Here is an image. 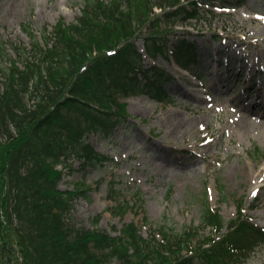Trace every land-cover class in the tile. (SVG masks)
Listing matches in <instances>:
<instances>
[{
  "label": "trees",
  "instance_id": "1",
  "mask_svg": "<svg viewBox=\"0 0 264 264\" xmlns=\"http://www.w3.org/2000/svg\"><path fill=\"white\" fill-rule=\"evenodd\" d=\"M214 1L221 8L244 3L85 0L73 23L60 21L39 34L24 25L28 43L0 36V264H244L264 244V228L249 222L241 204L229 222L206 206L201 226L183 230L163 225L144 235L145 216L142 225L112 231L81 227L74 200L86 191L59 187L65 167L74 170L71 159L85 170L113 162L89 138L111 135L126 122L124 99L170 102L172 76L147 65L134 40L144 36L153 59H169L171 52L189 69L198 63L195 52L185 61L194 46L183 41L170 50L169 30L204 18L203 11L215 17L204 9L217 6ZM125 186L108 183L115 216L142 206V191L135 187L130 201Z\"/></svg>",
  "mask_w": 264,
  "mask_h": 264
},
{
  "label": "rangeland",
  "instance_id": "2",
  "mask_svg": "<svg viewBox=\"0 0 264 264\" xmlns=\"http://www.w3.org/2000/svg\"><path fill=\"white\" fill-rule=\"evenodd\" d=\"M84 1L0 0V36L28 43L24 25L39 34L41 28L50 30L60 21L73 23L81 15ZM198 2L203 7V0ZM243 2L236 9L214 8L218 14L214 19L203 11L207 21L195 20L185 31L179 25L169 30L170 50L185 39L195 47L192 50L198 53L199 63L191 72L179 67L171 52L169 59L157 60L146 54L147 65L158 63L173 75L172 98L167 105L147 96L123 100L127 103L126 122L111 135L92 134L89 138L113 162L85 170L69 161L74 170L65 167L59 187L86 191L74 200L73 216L79 226L112 231L131 222L142 225L145 216L148 222L142 231L147 235L163 225L178 230L199 227L206 206L219 210L229 222L241 204L249 222L264 227V129L260 127L264 117L255 116L251 107L258 92L251 100L243 94L254 85L264 88L260 80L264 75L257 73L264 65L255 67L259 58L264 59V0ZM144 41V36L135 40L142 52ZM192 56L189 51L185 61ZM246 65L248 69H244ZM254 75H259L256 80ZM229 77L234 83L228 88L223 80ZM241 79L244 82L236 87V80ZM214 82L217 92L211 89ZM253 174L262 175V187L251 182ZM122 180L127 183L126 199L133 201L132 193L138 187L143 201L142 206L115 216L108 209L106 190L109 182L119 186ZM209 230L206 228L205 235ZM244 264H264V244Z\"/></svg>",
  "mask_w": 264,
  "mask_h": 264
},
{
  "label": "bare ground",
  "instance_id": "3",
  "mask_svg": "<svg viewBox=\"0 0 264 264\" xmlns=\"http://www.w3.org/2000/svg\"><path fill=\"white\" fill-rule=\"evenodd\" d=\"M258 62H259L260 64H263V65H264V59L259 58ZM250 65H251V63H250ZM217 67H219V63H217ZM216 77L218 78L219 76L216 75ZM230 79H232V78H231V77L226 78L227 81H229ZM211 89L214 90L215 92L218 91V88H217L216 82L213 83ZM227 92H228V91H227ZM236 100H237V101H240L239 98H236ZM251 107H252L253 113L256 112V113H255V116L261 115V116L264 117V111L261 110L262 108H260V107H256L255 105H253V106H251ZM263 122H264V121H263ZM260 127H262V128L264 129V123H261V124H260ZM262 174H263V173H262ZM262 180H263L262 175H259L258 177H256V176L253 174V178H251V182H254V181L257 182V183L255 184V185H257L256 188H260V187H262V184H261Z\"/></svg>",
  "mask_w": 264,
  "mask_h": 264
}]
</instances>
